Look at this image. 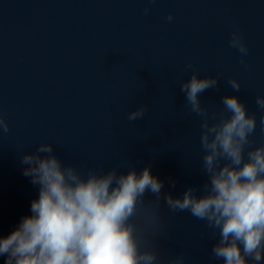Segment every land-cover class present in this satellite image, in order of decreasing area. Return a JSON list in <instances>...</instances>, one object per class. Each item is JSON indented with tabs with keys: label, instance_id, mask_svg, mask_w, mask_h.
Instances as JSON below:
<instances>
[{
	"label": "water",
	"instance_id": "obj_1",
	"mask_svg": "<svg viewBox=\"0 0 264 264\" xmlns=\"http://www.w3.org/2000/svg\"><path fill=\"white\" fill-rule=\"evenodd\" d=\"M147 2L0 0V116L8 124L0 133V234L29 214L38 189L20 156L40 141L84 174L148 164L162 192L202 187L200 117L179 90L192 69L218 77V89L200 96L210 114L233 94L227 79L240 81L235 95L256 117L250 146L264 142L255 104L264 94V0H156L145 14ZM234 29L248 46L243 62L228 43ZM137 106L145 116L130 122ZM143 199L138 227L155 196ZM158 216L149 242L162 261L182 254L185 264H214L217 237L204 222L170 212L163 199Z\"/></svg>",
	"mask_w": 264,
	"mask_h": 264
},
{
	"label": "clouds",
	"instance_id": "obj_2",
	"mask_svg": "<svg viewBox=\"0 0 264 264\" xmlns=\"http://www.w3.org/2000/svg\"><path fill=\"white\" fill-rule=\"evenodd\" d=\"M155 2L148 0L145 14ZM166 20H173L171 12ZM228 43L243 62L248 46L242 34L234 29ZM226 83L233 94L221 96L218 114H210L200 100L208 89H218V77L201 76L192 69L179 83L189 110L200 117L205 176L200 188L188 185L177 195L162 192L164 181L152 174L148 164L139 170L112 167L84 174L63 162L47 141L23 152L22 173L38 191L29 214L22 215L7 234H0L3 264H185L182 254L162 261L149 242L158 233L161 199L170 212H187L216 234L211 247L214 264H264V142L250 146L255 114L235 95L240 81L229 77ZM255 104L264 132V94L256 95ZM145 111L137 106L127 119L142 120ZM7 132V121L0 116V133ZM168 183L175 188L174 178L169 177ZM145 192L155 200L148 203L143 227H138Z\"/></svg>",
	"mask_w": 264,
	"mask_h": 264
}]
</instances>
